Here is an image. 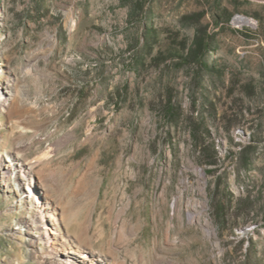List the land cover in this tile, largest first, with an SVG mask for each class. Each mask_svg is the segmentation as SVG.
Listing matches in <instances>:
<instances>
[{
  "label": "rangeland",
  "instance_id": "obj_1",
  "mask_svg": "<svg viewBox=\"0 0 264 264\" xmlns=\"http://www.w3.org/2000/svg\"><path fill=\"white\" fill-rule=\"evenodd\" d=\"M7 92L0 264H264V0H0Z\"/></svg>",
  "mask_w": 264,
  "mask_h": 264
},
{
  "label": "trees",
  "instance_id": "obj_2",
  "mask_svg": "<svg viewBox=\"0 0 264 264\" xmlns=\"http://www.w3.org/2000/svg\"><path fill=\"white\" fill-rule=\"evenodd\" d=\"M140 9H142V7H140ZM209 47V38L199 35L196 32L193 38L192 46L189 48L186 56L188 58L194 57L197 59H202L204 55L208 53ZM204 66L212 68L211 65L208 66L206 62H204ZM170 113H172V111ZM204 131L205 134H209V131L206 127H202V125L200 124H195L191 129V137L194 141L195 147L199 149V159H207L211 162L213 156H211L206 151V139L204 137ZM217 190L219 191V186L216 184L209 194V203L213 218L219 225H221L228 220L229 210L231 207L230 202L232 200V193L227 187H223L222 190L220 189V193L217 192Z\"/></svg>",
  "mask_w": 264,
  "mask_h": 264
},
{
  "label": "bare ground",
  "instance_id": "obj_3",
  "mask_svg": "<svg viewBox=\"0 0 264 264\" xmlns=\"http://www.w3.org/2000/svg\"><path fill=\"white\" fill-rule=\"evenodd\" d=\"M241 19V18H239ZM6 95L0 98V108L4 107L6 104H8L11 95H9L10 93H5ZM11 161H16V157H12ZM18 164V163H17ZM12 169H16V165H11V164H4L0 161V175L2 177V179H4L5 177H8L10 174V170ZM24 180L23 177H18L16 176L15 181L18 183L20 190H22L23 185H22V181ZM47 211L44 212V214L47 215ZM43 214V215H44ZM44 217V216H42ZM54 219H56L55 216H50ZM45 219V218H44ZM45 221L46 223H48V219L46 218V220H42V222ZM50 233L54 234V230H52L50 228ZM59 237L61 238V240H59V244H55L56 246H58V248L60 249V251H62L64 254L68 253V252H74L75 254H79L81 251L77 248L79 247L77 244L75 246H73V242H71L70 240H68L67 238H65L61 233H59ZM33 242V241H32ZM53 242V241H51ZM55 243V242H54ZM94 259V258H93ZM110 262V261H109ZM95 264V263H94Z\"/></svg>",
  "mask_w": 264,
  "mask_h": 264
}]
</instances>
